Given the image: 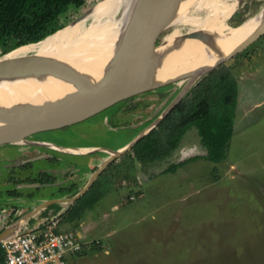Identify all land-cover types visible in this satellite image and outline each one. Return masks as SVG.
<instances>
[{
  "label": "rangeland",
  "instance_id": "374dc122",
  "mask_svg": "<svg viewBox=\"0 0 264 264\" xmlns=\"http://www.w3.org/2000/svg\"><path fill=\"white\" fill-rule=\"evenodd\" d=\"M98 1L89 0L77 11L79 14L72 10L68 24ZM263 7L264 0H240L228 24L236 27ZM173 30L171 26L159 34L135 61L163 49L166 37ZM132 51L112 54L97 64L93 84L111 76V70L124 60L121 56ZM224 63L233 69L239 81L235 131L227 158L216 163L206 156L207 148L197 126L187 130L179 149L165 160L139 166V160L128 152L123 162H113L101 177L103 195L85 215L92 225L89 236L81 239L85 248L67 255V264H264V35ZM187 82L188 79L151 90L145 96L151 105L149 108L142 104L130 110L128 106L132 102H128L132 99L121 100L68 128L39 131L24 137L31 139L38 135L70 145L80 141L116 149L129 143L140 131L139 128L125 129L121 124L136 122L150 113L152 107L156 108L153 114L158 115ZM74 128L86 137L81 139ZM28 146H34L35 150L23 152ZM40 151L60 156L54 162L60 170L55 183L31 185L24 180L12 181L11 178L30 175V168L24 167V158ZM97 152L84 153L86 156L82 159L91 160L94 154L98 167L108 153L102 156L103 153ZM65 154L46 145L0 144V189L20 183L26 190L24 194H29L30 188L43 195L35 200L32 196L18 197L20 200L17 198L16 203H5V199L0 210L2 219H6L5 225L16 222L24 214L23 206L35 207L46 195L69 198L86 185L93 172L81 177L80 168L67 162ZM35 163L39 167L46 160ZM59 207L53 211L64 216L68 205ZM59 227L62 231L74 229L68 227L67 219ZM91 240L98 242L97 247L86 244Z\"/></svg>",
  "mask_w": 264,
  "mask_h": 264
},
{
  "label": "water",
  "instance_id": "95a60500",
  "mask_svg": "<svg viewBox=\"0 0 264 264\" xmlns=\"http://www.w3.org/2000/svg\"><path fill=\"white\" fill-rule=\"evenodd\" d=\"M159 1L160 0L133 1V5L130 7L126 20L124 21L120 36L114 43L113 55L119 54L127 49H131L133 51L128 55H122L121 57L124 58V60L111 70L112 72L109 74L111 76L107 73L109 77H107L103 82L99 81L98 84H93V74L89 73L90 66L83 69L75 67L67 61H63L60 54H51L37 50L26 53H15L16 50L22 46L42 42L67 26L83 21L92 12L95 5L76 17L70 24L47 35L43 39L37 42L21 45L0 55V144H27L35 142L38 145L48 144V146L52 148L67 152L89 153L96 150H105L108 153V155L99 164L98 168H96L90 175L88 182L81 190L69 198L59 197L43 200L39 205L23 214L16 222H13L0 230V242L16 233L28 219L33 218L42 210L48 208L51 204L61 203L69 206L73 204L90 189L96 179L113 161L122 157L127 151L131 150L142 137L158 126V124L204 75L245 50L249 45L264 35L263 18L259 25L253 30V32H251V34L247 36L245 40L228 53L222 55L214 63L206 62L198 67L196 66L189 70H184L183 72H172L167 76H147L141 79H135V73H137V71L145 64L150 56L158 55L159 58L163 59L165 55L166 49L164 46V48L160 49V51L150 52L139 62L135 61L139 59L141 51L146 49L149 44L159 36V34L171 26L162 28L158 31H152L142 38L135 40L131 39L147 12ZM263 10L264 7L262 11ZM137 32L135 33V36H138ZM53 79L61 80L64 84L62 87L52 85ZM186 79H188L187 84L163 108L161 113H159L148 126L136 134L129 143L119 149L94 146H64L56 143L51 144L45 141H32L24 137L25 135H30L31 133L68 126L77 121L86 119L128 97L155 90L166 85L180 83ZM28 82H36L43 87L46 85L49 87L48 89L50 92L56 95L67 91H75L77 95L73 97V101L65 95H58V97H56V101L61 106L66 108L70 114L69 117L57 124L43 125L38 123L39 119L42 117L37 113V108L40 105L29 102L17 103L15 100H5L6 95H2V88L16 85L20 86V84ZM126 82L127 84L123 86ZM104 91L109 92V95L106 98H97L98 100L94 101L95 98L99 97V95H101ZM9 92L10 91L8 90V93ZM171 95H173V93H171L164 101L168 100ZM164 103L165 102H163V104ZM73 104L76 107H74ZM49 155L50 154L45 153L36 154L25 159L24 162L34 161L42 157H49Z\"/></svg>",
  "mask_w": 264,
  "mask_h": 264
},
{
  "label": "bare ground",
  "instance_id": "6f19581e",
  "mask_svg": "<svg viewBox=\"0 0 264 264\" xmlns=\"http://www.w3.org/2000/svg\"><path fill=\"white\" fill-rule=\"evenodd\" d=\"M133 1L100 0L83 21L67 26L42 42L22 46L15 53L37 50L60 54L63 61L82 69L90 66V71L114 53V43L120 36ZM239 3L240 0H160L138 25V36H135V32L131 39L142 38L169 26H174V30L165 39L163 59L158 55L150 56L134 78L167 76L206 62H216L245 40L264 18V10H261L240 25L231 27L228 19ZM63 84L61 80H52V85L62 87ZM44 87L36 82H28L2 88L1 92L3 96L6 95V101L40 105L37 108V113L42 116L38 121L40 124L51 125L66 120L70 114L56 101V97L65 95L73 101L76 92L56 95L50 92L49 87ZM104 92L94 101L109 95V92Z\"/></svg>",
  "mask_w": 264,
  "mask_h": 264
},
{
  "label": "trees",
  "instance_id": "16d2710c",
  "mask_svg": "<svg viewBox=\"0 0 264 264\" xmlns=\"http://www.w3.org/2000/svg\"><path fill=\"white\" fill-rule=\"evenodd\" d=\"M88 2L89 0H0L1 53L37 42L63 28L71 20V11H81ZM96 68H92L89 73L95 74ZM238 98V78L233 69L223 63L204 75L158 126L134 145L130 153L144 165L165 160L179 149L187 130L197 126L207 148L206 156L216 163L224 161L235 131ZM177 164L181 162L172 168H176ZM104 172L71 205L65 213L66 219L73 221L81 218L102 197L101 177ZM27 180L48 183L54 181V176L51 172H39L38 176ZM4 262L5 251L0 242V264Z\"/></svg>",
  "mask_w": 264,
  "mask_h": 264
},
{
  "label": "built area",
  "instance_id": "2783aa9c",
  "mask_svg": "<svg viewBox=\"0 0 264 264\" xmlns=\"http://www.w3.org/2000/svg\"><path fill=\"white\" fill-rule=\"evenodd\" d=\"M60 220L59 215H52L37 228L25 222L2 240L5 264H67V255L81 252L85 244L75 231L60 230Z\"/></svg>",
  "mask_w": 264,
  "mask_h": 264
},
{
  "label": "crops",
  "instance_id": "0c3cea01",
  "mask_svg": "<svg viewBox=\"0 0 264 264\" xmlns=\"http://www.w3.org/2000/svg\"><path fill=\"white\" fill-rule=\"evenodd\" d=\"M139 133V132H138ZM127 143H124V144H122V145H120L119 147H117L116 149H119V148H121V147H123V146H125ZM64 146H77V147H79V146H87V145H84V144H78V145H70V144H67V143H64L63 144ZM29 147V148H28ZM26 149H25V151H23V152H27V151H32L33 149L35 150V148H34V146H32V147H30V146H28ZM94 147H98V146H94ZM22 151V150H21ZM96 151H98V150H96ZM96 151H94V152H89V154L90 153H95ZM22 152V153H23ZM41 153H42V151H40ZM28 153V152H27ZM38 152H36L35 154H37ZM41 153H39V154H41ZM82 154H84V153H75V152H71V153H66V156H67V158H66V160H67V162H71V163H74V167H78V168H80V176L81 177H83L85 174H88V173H90L91 171L93 172L95 169H96V165H97V159H93V155L94 154H91L92 155V158H91V160L90 159H82V158H85V156L86 155H82ZM20 155V153L18 154V156ZM22 155V154H21ZM51 156V157H50ZM102 156H104V154L102 155ZM72 157V158H71ZM134 157V156H133ZM27 158H29V157H27ZM27 158H24V159H27ZM123 158H124V155L122 156V157H120V158H118V159H116L115 160V163H117L118 161H120V162H123ZM40 159H43V160H46V164L45 165H40L39 167H35V161H37V160H40ZM40 159H37V160H34V161H29L30 162V166H33V168H30V170L31 171H33V172H35V175H32V172L30 173V175H26V176H24V178H21V179H14V178H11L12 179V181L14 180L15 182H17V180H20V182H23V181H21V180H24V183H26V184H31V185H34V183H38V184H42V182H40V181H34V182H31V181H28L27 179L28 178H35L36 176H38V173L39 172H51V174H53V176H54V180H55V177H57L56 175L58 174L57 173V171H60L58 168H57V166L55 167V164H54V157H52V155L50 154L49 155V157H42V158H40ZM103 160V159H102ZM120 162H118V163H120ZM142 162H140L139 161V163H138V165L139 166H141L142 164H141ZM100 164V163H99ZM99 166V165H98ZM118 166L122 169L123 167L121 166V164H118ZM93 169V170H91V169ZM95 168V169H94ZM98 168V167H97ZM107 169H108V167H107ZM106 169V170H107ZM105 170V171H106ZM37 171V172H36ZM136 172H138L139 173V171L138 170H136L135 171V177H137V174L138 173H136ZM11 177H12V175H11ZM98 179V178H97ZM96 179V180H97ZM12 183V182H11ZM48 183H55V181H53V182H48ZM94 184V183H93ZM92 184V185H93ZM22 185H23V183H22ZM48 185H50V184H48ZM7 186V188H1L0 189V196H2V199H1V201H0V210H1V207H2V203H3V201L6 199V202L5 203H16L17 202V200L19 199L18 197H20V198H25V197H31L32 196V200H35V198H37V196H43V195H39L37 192H36V189H34V191H33V189H30L29 188V194H24L23 192L24 191H26V190H23V188H24V186H21L20 185V183H17V185H6ZM25 186H27V185H25ZM7 189V190H6ZM27 189V188H26ZM65 190V189H64ZM66 191V190H65ZM52 196V195H51ZM50 195H46L45 197H43L42 199H40V201L39 202H37L36 203V205L35 206H37V205H39L43 200H45V199H48V198H59V197H51ZM18 198V199H17ZM20 200V199H19ZM78 200V199H77ZM28 202H31V201H28ZM32 203V202H31ZM75 203V202H74ZM62 204L61 203H54V204H51L48 208H46V209H44V210H42L39 214H37L36 216H34L33 218H34V220H32L31 221V219L32 218H30V219H28L27 220V222L29 223V225L33 228H37V227H39V226H41V225H44V220H46L48 217H50V216H52V215H59L60 217H61V222H60V224L64 221V219H66V216H65V213L68 211V209L71 207V205L69 206V207H67V209L66 208H64V209H66L65 211H64V216H62L63 214L62 213H58V214H55V212L53 211V210H57V208H60L59 206H61ZM34 207H30L29 208V205H26V206H23V211H21L22 213H26V212H28V211H30L31 209H33ZM91 207H89L86 211H85V213L83 214V216L81 217V218H78V219H75V220H73V221H71V220H69V219H67V221H68V227L70 226V227H73L74 229L72 230V229H68L69 231H75L77 234H78V236L80 237V239H82V238H85V237H87V236H89V234H90V231L92 230V225H91V223L90 222H88V220H87V218H85V215L87 214V211L90 209ZM55 210V211H56ZM59 212H61V211H59ZM2 217H3V215H1L0 214V221H2V222H0V230H2L3 228H5L7 225H5V222H6V219L5 218H3L2 219ZM76 220H78V222L76 221ZM74 223H78V225L77 226H73L74 225ZM4 226V227H3ZM3 227V228H2ZM59 229H60V227H59ZM96 243H98V242H93V240H91V242L90 243H86V244H88L90 247H92L93 245H95L96 246ZM84 244H85V242H84ZM92 245V246H91ZM100 246V245H99ZM97 247V246H96ZM101 247V246H100ZM83 251V250H82ZM81 251V252H82ZM5 262H6V254H5ZM5 262H4V264H5Z\"/></svg>",
  "mask_w": 264,
  "mask_h": 264
},
{
  "label": "flooded vegetation",
  "instance_id": "af4514ba",
  "mask_svg": "<svg viewBox=\"0 0 264 264\" xmlns=\"http://www.w3.org/2000/svg\"><path fill=\"white\" fill-rule=\"evenodd\" d=\"M149 92H151V91H147V92H143V93H140V94H137V95H134V96H131V97H128V98H126L127 100H129V99H132L131 101H129L128 103L130 104L131 102V104L128 106V109H132V108H140V106L142 105V106H144V105H147L148 106V108H149V106H151L150 105V103H149V100L145 97L146 96V94H149ZM126 99H124V100H126ZM130 109V110H131ZM155 107H152V111L150 112V113H148V114H146V115H144V116H141V117H139L137 120H136V122H133V123H123V124H121V125H123V127L125 128V129H135V128H139L140 129V131L142 130V129H144L146 126H148L154 119H155V117L157 116V115H155V114H153L154 112H155ZM109 121V120H108ZM107 121V122H108ZM113 121V120H112ZM114 122V121H113ZM117 121H115V123H116ZM71 125H68V126H65L63 129H65V128H68V127H70ZM55 130H58V129H55ZM74 131L76 132V134H78L79 135V137L82 139V137H86V136H82V135H80L78 132V129L77 128H74ZM140 131H137L136 133L138 134V132H140ZM34 138H31L30 140H32V141H45V142H48V143H56V144H60V145H63L64 143L61 141V140H56V139H52V138H50V137H44V136H38V135H34L33 136ZM135 137V136H134ZM66 141V140H65ZM77 142V144L76 145H80V144H84V145H89V146H98V147H102V148H109V147H105V146H103V145H94V144H85L84 142H80V141H76ZM63 143V144H62ZM31 144H33V145H35V144H37V143H35V142H31ZM44 145H46V146H48V144H44ZM73 145H75V144H73ZM50 149H55V148H52V147H50V146H48ZM133 149V148H132ZM131 149V150H132ZM57 150H59V149H55V152H57V153H71V152H67V151H64V150H62V151H57ZM131 150H129V151H127L124 155H126L128 152H130ZM94 152V151H93ZM106 151L105 150H98V154L99 155H101V153H105ZM107 153V152H106ZM52 155V157H54V160L55 161H57V159L60 157L59 155H57V154H51ZM66 155V154H65ZM105 155V154H104ZM51 157V156H50ZM54 161V162H55ZM113 162H115V161H113ZM112 162V163H113ZM111 163V164H112ZM24 164L25 165H29V166H26V168H33V166H30V162H24ZM110 164V165H111ZM142 165H144L143 163H141ZM109 165V166H110ZM108 166V167H109ZM25 167V166H24ZM32 173H33V171H31ZM30 172V173H31ZM37 172V171H36ZM57 172H59V171H57ZM29 173V174H30ZM55 181V180H54ZM42 184H50V185H52V184H54V183H42Z\"/></svg>",
  "mask_w": 264,
  "mask_h": 264
}]
</instances>
